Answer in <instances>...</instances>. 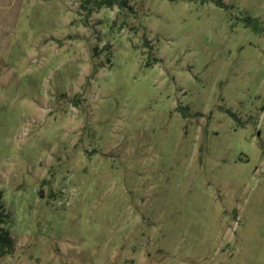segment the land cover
<instances>
[{
	"label": "rangeland",
	"instance_id": "obj_1",
	"mask_svg": "<svg viewBox=\"0 0 264 264\" xmlns=\"http://www.w3.org/2000/svg\"><path fill=\"white\" fill-rule=\"evenodd\" d=\"M86 1L0 0V264H264V0Z\"/></svg>",
	"mask_w": 264,
	"mask_h": 264
},
{
	"label": "trees",
	"instance_id": "obj_2",
	"mask_svg": "<svg viewBox=\"0 0 264 264\" xmlns=\"http://www.w3.org/2000/svg\"><path fill=\"white\" fill-rule=\"evenodd\" d=\"M132 0H87L85 2L86 6L89 4H93V7L90 9H87L88 13L93 12L94 10L100 11L103 8L107 9H113L117 7L121 11L131 10L130 2ZM189 1H195V0H189ZM205 2L206 0H202ZM218 5L222 6L223 3L220 1L216 2ZM85 6V7H86ZM150 41L145 38V46L149 45ZM151 45V43H150ZM158 62V59L154 58L153 62H148L147 66H153ZM230 115L237 120V116L230 113ZM3 192L0 191V259L12 255L14 253V241L11 237L10 231L6 230L4 228V225L7 220V214L4 210V204H3Z\"/></svg>",
	"mask_w": 264,
	"mask_h": 264
}]
</instances>
